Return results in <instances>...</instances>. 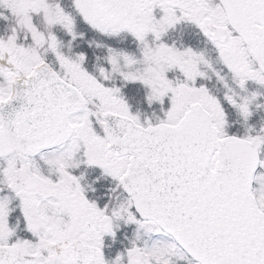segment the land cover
Instances as JSON below:
<instances>
[{"label": "snow or ice", "instance_id": "6c2138e0", "mask_svg": "<svg viewBox=\"0 0 264 264\" xmlns=\"http://www.w3.org/2000/svg\"><path fill=\"white\" fill-rule=\"evenodd\" d=\"M0 264H264V0H0Z\"/></svg>", "mask_w": 264, "mask_h": 264}]
</instances>
